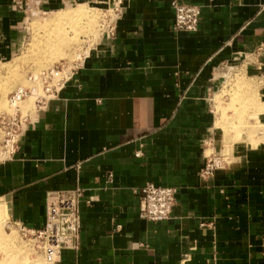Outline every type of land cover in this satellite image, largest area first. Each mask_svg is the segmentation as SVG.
Segmentation results:
<instances>
[{
  "label": "crops",
  "instance_id": "obj_1",
  "mask_svg": "<svg viewBox=\"0 0 264 264\" xmlns=\"http://www.w3.org/2000/svg\"><path fill=\"white\" fill-rule=\"evenodd\" d=\"M66 1L31 0L25 11L0 0V59L22 45L29 11ZM174 1L124 0L114 35L36 108L0 165V200L33 232L45 228L50 193L81 190L78 248L50 264H264V147L226 146L214 104L232 64L264 97V0H179L201 8L196 32L174 29ZM227 147L225 169L204 180ZM148 183L177 190L168 221L141 217Z\"/></svg>",
  "mask_w": 264,
  "mask_h": 264
},
{
  "label": "rangeland",
  "instance_id": "obj_2",
  "mask_svg": "<svg viewBox=\"0 0 264 264\" xmlns=\"http://www.w3.org/2000/svg\"><path fill=\"white\" fill-rule=\"evenodd\" d=\"M75 3L85 5L80 7L72 6L73 3L71 2V0H67L61 8L52 11H37L36 13H33V11L35 10L32 11L30 9L31 11H29L28 15L26 16L27 20H25L19 27V29L21 30L20 33L23 38L22 45L10 58L0 59V114H13L15 112L14 106H12L9 101V95L11 93L19 89L32 87V77H37L45 71H51L53 67L58 63H61L63 61L72 63L80 60L81 57L83 60L84 56L88 53V50L91 48V46L93 48V46H95L102 39L104 33L108 31L107 26L111 20V15L113 14V12L107 13V8H101L102 5H98L94 2L92 4H88L81 1H75ZM78 7L80 8V10L78 9ZM82 7L83 9H86L83 10L81 9ZM77 9L79 11H82V13ZM77 11L79 13H77ZM58 12H60L61 14H68L70 12H73L72 15L76 13V15H73L75 16V19L69 18L67 19V21H65V19H63L64 21L60 19L57 20L58 16L55 17V14L60 15L58 14ZM83 12L84 14L86 13V18L83 17ZM78 14L79 16H77ZM80 16H82L83 19H80ZM52 18L55 20V23L53 22ZM56 21H59V23ZM42 23L46 24L47 26L44 25V27H42ZM40 27L41 29H43L40 30ZM62 29H64V31ZM55 30L58 32V34H56L57 32H53ZM39 31L41 33H39ZM60 33L61 35H59ZM61 37L64 38L62 39ZM57 39L59 40L54 41ZM62 40H65L66 42L64 41L62 43ZM60 45L63 46V48H61ZM58 47L62 49H60V52ZM53 51L55 52L52 53ZM239 63L241 62H238V64ZM240 65L241 64H232L225 67L223 71V84L220 88V91L216 93L217 96L214 98L215 109L217 112L216 117H218L217 119H219V121H217V124L223 129V132L219 131L218 137L223 136V139L226 140V146H230V144L236 142L234 145L245 144L250 148L264 147V97L262 96L263 94L260 91L259 87V90H257V88L255 90V87L251 86L253 88L252 92H249V90H247L250 80L246 78L249 76L241 68ZM239 84H245L246 87L245 85H243L244 87L242 86L243 88L240 89ZM257 84L261 83L257 82ZM234 97H238L241 103L248 102L249 104L246 105L247 107H244L243 110L239 111V114L237 115L233 110ZM35 101V96L28 97L23 100L19 104L22 112L24 114H29L30 116L35 117ZM1 103L3 105L6 104V106H3ZM258 106L263 108L262 112L258 108ZM236 125L241 126L238 127ZM250 130L254 132L251 134L249 132ZM211 152L212 149L209 151V153ZM222 156L226 161H230L229 158L231 156V151L229 147H227V150L224 148ZM0 209L4 211L8 220V224L11 227L12 232L16 233V236L18 237L20 243H24V245L27 246V250H30L33 256L37 255L38 259H40L39 261L37 259V263L35 264H50V261L53 258V251L49 252L46 249L43 243L44 240L42 236L38 232L27 230L21 224L18 225L17 223H15L8 213L6 204L2 200H0ZM1 254L2 253H0V255Z\"/></svg>",
  "mask_w": 264,
  "mask_h": 264
},
{
  "label": "built area",
  "instance_id": "obj_3",
  "mask_svg": "<svg viewBox=\"0 0 264 264\" xmlns=\"http://www.w3.org/2000/svg\"><path fill=\"white\" fill-rule=\"evenodd\" d=\"M13 4L27 10L31 0H12ZM124 0H113L107 13L113 12L107 26V33L114 35L116 24L123 13ZM175 19L174 29L178 32H196L200 25L201 8L176 0L172 4ZM106 33V32H105ZM84 59V58H83ZM80 60L68 63H58L50 71H45L37 77H32V87L20 89L9 95V101L14 106L13 114H0V165L11 160L17 153L21 135L29 124L31 116L24 114L19 104L28 97H36L37 110L57 97L71 80L82 62ZM229 162L223 156H211L202 170L204 180L211 179L218 171L224 170ZM177 190L172 187L156 186L148 183L142 189L141 217L149 222L162 223L168 221L176 203ZM81 190L52 192L46 200L47 220L45 228L38 233L44 240V246L49 252L58 254L62 250L78 248L81 229L79 203Z\"/></svg>",
  "mask_w": 264,
  "mask_h": 264
},
{
  "label": "bare ground",
  "instance_id": "obj_4",
  "mask_svg": "<svg viewBox=\"0 0 264 264\" xmlns=\"http://www.w3.org/2000/svg\"><path fill=\"white\" fill-rule=\"evenodd\" d=\"M80 7V6H79ZM78 7V9L80 10V8ZM77 9V10H78ZM81 9H83V7L81 8ZM84 9H86V8H84ZM83 9V10H84ZM78 10V11H79ZM77 11V13H79V12H81L82 13V11H79L78 12ZM87 11V10H86ZM75 12H76V10H75ZM85 12V11H84ZM84 12H83V14H84ZM72 13L73 12H70V13H68V14H61L60 12H58V14H60V15H57V14H55L56 16L55 17H57L58 19L57 20H63V19H65V21H67V19H69V18H74L75 16H73L74 14L76 15V13H74L73 15H72ZM83 14H80V15H83ZM88 14V13H87ZM85 15H86V13L83 15V17H85ZM77 16H79V14L77 15ZM95 16V15H94ZM80 19L82 18V16H80L79 17ZM86 18V17H85ZM75 19V18H74ZM83 19V18H82ZM90 19V18H89ZM52 20H53V22L55 21L53 18H52ZM64 21V20H63ZM90 21V20H89ZM52 22V23H53ZM56 22H58L59 23V21H56ZM55 23V22H54ZM43 24V23H42ZM42 24H40V25H42ZM49 24H50V22H49ZM44 25H46V24H43L42 25V27H44ZM60 25V24H59ZM35 26H37V25H35ZM47 26V25H46ZM56 26H57V23H56ZM55 27V26H54ZM46 28H48V27H46ZM43 29V28H42ZM41 29V27H40V30H42ZM54 29H56V28H54ZM45 30V29H44ZM63 31H64V29H62ZM62 30H60V31H62ZM51 32V31H50ZM54 33L55 32H57L56 30L55 31H53ZM66 32V31H65ZM64 32V33H65ZM69 32V31H68ZM39 33H41L40 31H39ZM52 33V32H51ZM50 34V33H49ZM56 34H58V32L56 33ZM51 35V34H50ZM59 35H61V33L59 34ZM58 35V36H59ZM63 35V34H62ZM65 35V34H64ZM41 36H43V35H41ZM56 36V35H55ZM67 36V35H66ZM51 37V36H50ZM57 37V36H56ZM60 37V36H59ZM37 38V37H36ZM39 38V37H38ZM62 39L64 38V37H61ZM48 39V38H47ZM56 39V38H55ZM60 39V38H59ZM59 39H57V40H54V41H58ZM39 40V39H38ZM67 40V39H66ZM42 41V40H41ZM61 41V40H60ZM65 41V40H64ZM63 40H62V43L64 42ZM44 42V41H43ZM66 42V41H65ZM44 44V43H43ZM51 44V43H50ZM54 44H55V42H54ZM56 44H57V42H56ZM48 45H49V43H48ZM65 45V44H64ZM61 46V45H60ZM69 46V45H68ZM34 47V46H33ZM44 48V47H43ZM59 48V47H58ZM61 48H63V46H61ZM61 48H59V52H60V49ZM35 49V48H34ZM65 49V48H64ZM63 49V50H64ZM70 49V48H69ZM55 50V49H54ZM56 50H58V49H56ZM62 50V49H61ZM37 51V50H36ZM46 51H47V49H46ZM71 51V50H70ZM55 51H53L52 53H54ZM58 52V51H57ZM65 52V51H64ZM64 52H63V54H64ZM37 53V52H36ZM42 53V52H41ZM71 53V52H70ZM38 54V53H37ZM69 54V53H68ZM72 55V54H71ZM67 58V57H66ZM65 58V59H66ZM241 81V80H240ZM243 85H245V84H243ZM242 84H239V88L240 89H242L244 86H243ZM243 86V87H242ZM245 87H246V85H245ZM20 90V89H19ZM246 90V89H245ZM247 90H249V92H252L253 91V88L251 87V86H249V87H247ZM18 91V90H17ZM245 92H247V91H245ZM233 101H234V107H233V110L235 111V113H236V115L237 114H239V111H241V110H243V108L244 107H247L246 105H249L248 104V102H245V103H241L240 102V100L238 99V97H234L233 98ZM4 103V102H3ZM2 104V103H1ZM3 105V104H2ZM1 105V106H2ZM3 106H6V104L5 105H3ZM2 106V107H3ZM249 107V106H248ZM4 108V107H3ZM258 108L261 110V112H262V110H263V108H261V107H259L258 106ZM241 117V116H240ZM217 121H219V119H217ZM233 125H235V124H233ZM217 126H218V124H217ZM236 126H238V125H236ZM239 126H241V125H239ZM238 126V127H239ZM219 127V126H218ZM233 128V127H232ZM251 134L254 132H252V130H250L249 131ZM240 136V135H239ZM237 137V136H236ZM27 246H25L24 245V243H20V241H19V239H18V237L16 236V233H14V232H12V229H11V227L9 226V224H8V220H7V217H6V215H5V213H4V211H2L1 209H0V253H2L1 255H0V264H35V263H37V259H38V256L37 255H35V256H33L32 255V252L30 251V250H27V248H26ZM37 256V257H36ZM40 259H38V261H39ZM42 260V259H41Z\"/></svg>",
  "mask_w": 264,
  "mask_h": 264
},
{
  "label": "water",
  "instance_id": "obj_5",
  "mask_svg": "<svg viewBox=\"0 0 264 264\" xmlns=\"http://www.w3.org/2000/svg\"><path fill=\"white\" fill-rule=\"evenodd\" d=\"M5 199H6V201H8V202L11 201V197H10V196H6ZM9 206H10V208H11V210H12V204H11V202H10Z\"/></svg>",
  "mask_w": 264,
  "mask_h": 264
}]
</instances>
